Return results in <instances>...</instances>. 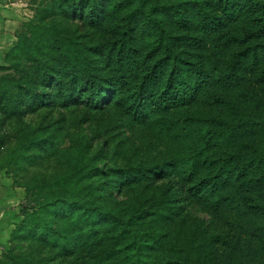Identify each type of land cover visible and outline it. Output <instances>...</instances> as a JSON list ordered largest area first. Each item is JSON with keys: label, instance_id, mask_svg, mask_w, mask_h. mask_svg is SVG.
I'll return each mask as SVG.
<instances>
[{"label": "trees", "instance_id": "1", "mask_svg": "<svg viewBox=\"0 0 264 264\" xmlns=\"http://www.w3.org/2000/svg\"><path fill=\"white\" fill-rule=\"evenodd\" d=\"M30 9L2 55L1 120L46 106L111 108L169 150L159 164L111 170L97 161L108 136L93 151L91 136L59 147L50 124L26 128L9 147L0 139V171L40 157L35 148L64 157L65 168L31 175L25 165L11 182L31 203L19 216L41 228L46 213L60 222L49 228L59 264H240L239 241L264 261V0H48ZM126 188L129 196H113ZM187 202L235 238L220 241L198 218L179 221ZM0 264L36 262L2 251Z\"/></svg>", "mask_w": 264, "mask_h": 264}, {"label": "rangeland", "instance_id": "2", "mask_svg": "<svg viewBox=\"0 0 264 264\" xmlns=\"http://www.w3.org/2000/svg\"><path fill=\"white\" fill-rule=\"evenodd\" d=\"M22 1V6L26 8L22 15L23 20V18H29L32 15V10L30 9L32 4L37 5L39 1L40 3H46L48 0ZM5 51L0 53V64H4L1 59ZM77 109L76 107H72L67 110L46 106L34 112H27L20 118L8 119L5 122L1 120L2 114L0 113V139L3 141L4 146L9 147L13 143L12 139L14 136L25 132L26 128H32L39 132V127L50 124L51 137L53 139L56 138L59 147L67 144V140L70 137H77L79 135L91 136L92 138L94 137L93 151L100 145V135L111 137V143L107 145L105 155L97 158L100 164H105L107 168L111 167V170L115 165H130L138 161L159 164L161 162L160 160H166L168 158V149H164L161 145L155 143L151 145L147 144L149 140L147 135L138 132L136 126L123 120L124 118L121 116H117L116 118L112 117L111 108L99 111ZM135 141L139 143V150L136 153L137 156H132L129 154V150L133 149L132 142ZM13 144L15 145V143ZM147 145L150 149L146 148ZM29 152L35 153L40 157L32 156V160L28 163L24 162L20 157H17L14 166L12 165L6 169L2 168L1 172L7 176L9 183L12 181L20 182L22 180V176L24 175L23 168H25L23 166L25 165L31 169V175L41 174L48 176L57 171L58 168H65L63 163L64 157L58 153L48 154L45 149L39 148L31 149ZM154 157L160 159L156 160ZM108 174H111V171ZM167 180H169L168 177L158 182H165ZM18 190L20 192V199L17 205V211L20 212L21 206L26 207L31 203L26 198L23 188L19 187ZM12 195L15 196L14 194ZM129 195L130 189L128 188L124 189L120 195L113 194L117 200H122ZM181 214L178 218L179 221L187 220L188 222H192L194 218H198L203 224L208 225L211 234L216 235L220 241L224 235L235 238L233 231L226 230L222 221L214 215H207L204 211L194 206L193 203L187 202ZM60 218L61 216L59 214ZM41 219H45V226L42 228L40 226H42L41 223L43 221L36 223L23 215L19 216L17 214L16 220L12 223L13 225L8 228L6 233L0 236V253L2 251H11L14 254L20 255L22 258L36 262V264H59V261L63 260L64 256L56 252L57 248L53 246V243L57 239H55L49 228L53 225H59L60 222L56 216L54 217L49 213H46L45 218L41 217ZM14 228L15 232L13 233ZM49 233L51 236H48ZM41 236H43V240L40 239ZM65 243H67L66 239ZM69 243L70 240L68 241ZM216 249L219 252L226 250V248H222L221 246L216 247ZM234 250L237 254L243 256L238 261L240 264H264V261L260 259L261 254H252V252H249L242 245L241 241L235 243Z\"/></svg>", "mask_w": 264, "mask_h": 264}, {"label": "crops", "instance_id": "3", "mask_svg": "<svg viewBox=\"0 0 264 264\" xmlns=\"http://www.w3.org/2000/svg\"><path fill=\"white\" fill-rule=\"evenodd\" d=\"M22 5V0H0V53L7 50L14 41V32L26 10ZM18 189L19 187L11 185L7 176L0 171V236L6 233L16 220L20 199Z\"/></svg>", "mask_w": 264, "mask_h": 264}]
</instances>
